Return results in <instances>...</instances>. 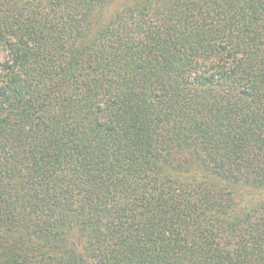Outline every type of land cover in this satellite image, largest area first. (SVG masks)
I'll return each instance as SVG.
<instances>
[{
	"label": "trees",
	"instance_id": "1",
	"mask_svg": "<svg viewBox=\"0 0 264 264\" xmlns=\"http://www.w3.org/2000/svg\"><path fill=\"white\" fill-rule=\"evenodd\" d=\"M0 264H264V0H0Z\"/></svg>",
	"mask_w": 264,
	"mask_h": 264
},
{
	"label": "rangeland",
	"instance_id": "2",
	"mask_svg": "<svg viewBox=\"0 0 264 264\" xmlns=\"http://www.w3.org/2000/svg\"><path fill=\"white\" fill-rule=\"evenodd\" d=\"M0 55L2 56L3 54H2V53H0Z\"/></svg>",
	"mask_w": 264,
	"mask_h": 264
}]
</instances>
